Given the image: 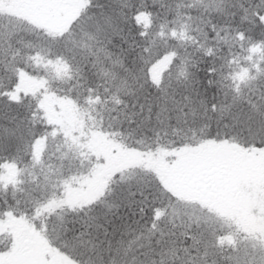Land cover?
Instances as JSON below:
<instances>
[{
	"label": "snow or ice",
	"instance_id": "snow-or-ice-1",
	"mask_svg": "<svg viewBox=\"0 0 264 264\" xmlns=\"http://www.w3.org/2000/svg\"><path fill=\"white\" fill-rule=\"evenodd\" d=\"M0 264H264V0H0Z\"/></svg>",
	"mask_w": 264,
	"mask_h": 264
}]
</instances>
